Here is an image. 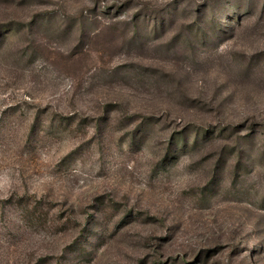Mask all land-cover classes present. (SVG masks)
<instances>
[{"label":"rangeland","instance_id":"rangeland-1","mask_svg":"<svg viewBox=\"0 0 264 264\" xmlns=\"http://www.w3.org/2000/svg\"><path fill=\"white\" fill-rule=\"evenodd\" d=\"M0 264H264V0H0Z\"/></svg>","mask_w":264,"mask_h":264}]
</instances>
